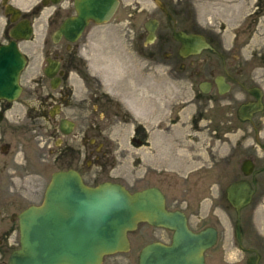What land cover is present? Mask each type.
Segmentation results:
<instances>
[{
    "label": "flooded vegetation",
    "instance_id": "1",
    "mask_svg": "<svg viewBox=\"0 0 264 264\" xmlns=\"http://www.w3.org/2000/svg\"><path fill=\"white\" fill-rule=\"evenodd\" d=\"M24 1L18 0L17 4V0H0V26L2 27L0 46L14 41L17 43L19 52L26 59L25 66L19 74L21 91L18 96L13 100L0 98V258H3L7 252L9 257L10 253L19 247L17 216L29 206L42 203L46 187L54 172L72 169L77 171L85 182V176H99L109 173L117 166H124L126 170L124 175L139 183V188L135 191L158 189L163 196L165 209L181 214L187 228L192 232L198 233L206 228L215 230L216 238L213 246L203 253L205 264H207L206 255L216 247L220 239L221 230L218 224L221 223V218L216 213L217 210H228L234 213V222H231L232 239L241 250L249 253L248 258L256 256L259 261L260 255L257 251L254 248L243 247L242 243L248 234L250 238L255 237L252 233L253 215L247 214L246 210L253 203L256 194L264 195V141L258 139L259 132L264 127L263 89L256 84L244 86L239 83L245 95H237L231 89L232 83L237 82L236 78L242 74V71L237 69L238 65L234 67V65L222 64L221 72L213 75V66L208 68L210 65L205 64L206 76L198 85L199 92L191 98L194 100L195 107L190 115L189 127L196 132L240 131L237 140L225 152L218 148L211 154L203 155L201 151L203 142L197 138L190 139L186 148L176 146L180 142L171 135L172 126L176 122L172 111L167 120L165 118L161 120L157 119L156 114L153 113V107L150 111L145 110L138 120L131 122L130 134L123 141L111 137L104 141L97 140L99 130L95 122V112L105 108L102 117L106 123L111 122L109 116H119L125 125L128 124V112L122 111L110 98L101 97L105 95L103 93L90 91L86 94L89 95L88 97H82L79 100L73 98V80L83 81L85 78L79 74H73L71 66H76L65 64L64 56L45 55V64L41 67L42 77L38 81L45 79L48 84L47 92L25 91L22 77L29 59L20 43L32 37L33 15L41 8L39 6L24 7L21 5ZM54 1L57 2L54 3ZM74 1L40 0L42 6L54 7L53 13L56 10L64 11L56 18L49 20L51 25L54 23L53 32L66 18L76 14ZM118 1L120 3V0ZM157 7L167 13L165 7ZM16 10H19L18 16H15ZM150 20H155L157 26L155 39L151 43L145 42L147 45L157 40L159 45H163L162 42L172 40L178 47L168 55L169 58L175 52L176 56L183 60L193 56L179 54L180 42L174 39L172 34L178 30L186 33L194 32L173 27L170 36L167 32L161 34L159 19L149 17L143 23L142 30L145 38L148 34L145 23ZM26 22L32 28L30 38L13 37L11 31L18 24ZM87 26L75 41L71 42L63 36L58 41H53V32L50 34V39L55 45H61L67 56L70 54V58L73 59L72 52ZM203 37L209 47L202 49L199 53L206 52L219 58V52L212 40ZM49 61H52L53 65L48 66ZM205 61L208 63L210 60L206 58ZM47 67L52 73L51 76L45 73ZM180 68H184V63L180 64ZM75 70L77 71L76 68ZM221 80L223 82L221 89L226 88L225 91L220 90L216 82ZM200 85L204 91L200 89ZM251 89L254 92H251ZM124 95L128 94L124 93ZM30 101L36 102V106L30 105ZM17 103L21 106L18 115L14 112ZM247 103H254L256 108L241 117L239 109L241 105ZM204 121L206 122L203 123ZM160 122H163L161 129L154 127ZM79 126H81L82 137H79V132H76ZM85 134L92 137L86 141ZM250 138L251 141H249ZM256 145L259 148L263 147L262 155L257 154ZM181 149L185 150L186 155L180 156L183 154L180 153ZM115 153H118L119 161H116ZM95 166L98 167L97 172L93 171ZM104 181L119 183L128 189L117 180ZM238 181H244L253 190L250 201L239 210L235 209L227 198V188ZM202 211L205 212L203 215H201ZM192 215L197 219L194 225L191 224ZM139 226H141L143 243H141L136 264H138L140 252L146 245L153 242L170 245L174 235V230L152 225L146 221L139 222L137 228ZM237 228L240 241L237 237ZM17 234L18 242L10 243L11 236ZM129 246H131L130 239Z\"/></svg>",
    "mask_w": 264,
    "mask_h": 264
},
{
    "label": "rangeland",
    "instance_id": "2",
    "mask_svg": "<svg viewBox=\"0 0 264 264\" xmlns=\"http://www.w3.org/2000/svg\"><path fill=\"white\" fill-rule=\"evenodd\" d=\"M159 1L161 5L155 0H120L109 21L87 26L72 52L73 59L70 58V54L67 56L61 45H55L50 39L55 27L49 20L64 11L56 10L53 13L54 7H44L40 0L21 2V5L27 8L34 6L41 8L33 15L32 37L20 43L29 59L22 77L25 91L47 92L48 84L45 79L38 81L42 77L41 67L45 64V55L64 56L65 64H75L76 67L71 66L73 74L85 78L83 81L73 80V98L79 100L88 97L86 94L90 91L103 93L105 95L101 97L110 98L122 111L128 112L127 125L122 123L119 116H109L111 122L106 123L102 117L105 108L95 112V122L99 130L97 140L104 141L111 137L123 141L130 134L131 122L138 120L145 110L150 111L153 107V113L161 120L164 118L167 120L172 111L176 122L172 126L171 135L180 142L176 146L186 148L190 139L197 138L203 142L201 150L203 155L211 154L218 148L225 152L234 144L241 132L192 131L189 127L190 115L195 106L191 98L199 92L198 85L206 76L205 64L210 65L208 68L213 66V75L221 72L222 64L234 67L238 65L237 69L242 71V74L236 78L237 82L232 83L231 89L237 95H245L239 83L244 86L256 84L264 92V0ZM156 5L165 7L167 13ZM149 17L159 19L161 34L167 32L170 36L174 27L201 34L212 40L219 52V58L206 52L185 60L178 58L175 52L169 58L168 55L177 49V43L169 40L166 43L160 42L163 45H159L157 40L147 45L144 41L143 23ZM206 58L210 60L208 63L205 61ZM181 63H184L182 69ZM30 105L35 107L36 102L30 101ZM20 108L18 103L15 104L16 115L20 114ZM15 120L19 121L18 118ZM39 121L43 122L41 119ZM162 123L154 127L161 129ZM76 132L82 137L81 126ZM90 137L92 136L89 134L84 135L86 141ZM258 139L264 141V127L261 128ZM256 150L258 155L263 154V147L259 148L256 145ZM184 152L185 150L181 149L180 153L183 154L180 156L186 155ZM115 155L116 161H119L118 153ZM123 167L117 166L109 173L95 177L85 176L84 181L86 184L96 185L106 179L117 180L130 191L137 190L139 183L135 179L127 178ZM93 171L97 172L98 167H93ZM246 211L247 214L253 215L252 233L255 237L250 238L248 234L242 246L254 248L260 255L258 264H264V195L256 194ZM204 213L202 211L201 215ZM216 213L221 218V223L218 224L221 234L216 247L206 255L207 264H246L249 253L241 250L231 236L234 213L228 210H217ZM196 221V217L192 215L191 224L194 225ZM142 236L141 226L129 232L130 249L104 257L101 264H136L143 243ZM12 242H18V234L11 236L10 243ZM8 254L9 252L0 258V264H6Z\"/></svg>",
    "mask_w": 264,
    "mask_h": 264
},
{
    "label": "water",
    "instance_id": "3",
    "mask_svg": "<svg viewBox=\"0 0 264 264\" xmlns=\"http://www.w3.org/2000/svg\"><path fill=\"white\" fill-rule=\"evenodd\" d=\"M155 1L161 5L159 0ZM118 4V0H75L76 14L66 18L53 32V41L62 36L75 41L90 22H107ZM18 14L16 10L15 16ZM145 26L148 30L145 42L151 43L157 22L150 20ZM31 34L27 22L11 31L16 39H29ZM172 36L180 42L181 56L198 54L209 47L198 33L178 30ZM25 63L16 42L0 46V98L13 100L18 96L19 74ZM52 63L49 61L48 66ZM45 73L52 75L49 67ZM216 82L220 90H226L221 89L222 80ZM200 89L204 91L202 85ZM255 108L254 103L243 104L239 115L242 117ZM252 192L244 181H238L227 188V198L239 210L250 201ZM17 217L19 247L10 253L7 264H101L105 256L129 250L128 233L141 221L174 230V235L170 245L158 242L146 245L138 264H205L203 253L213 246L216 238L211 228L198 233L188 229L181 214L165 209L163 196L156 188L129 192L123 185L109 181L89 186L72 169L54 172L42 203L29 206ZM237 237L240 241L238 228ZM247 264H258V258L249 257Z\"/></svg>",
    "mask_w": 264,
    "mask_h": 264
},
{
    "label": "bare ground",
    "instance_id": "4",
    "mask_svg": "<svg viewBox=\"0 0 264 264\" xmlns=\"http://www.w3.org/2000/svg\"><path fill=\"white\" fill-rule=\"evenodd\" d=\"M36 31H37V33H38V32H39V28H37V30H36Z\"/></svg>",
    "mask_w": 264,
    "mask_h": 264
}]
</instances>
